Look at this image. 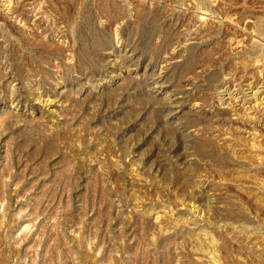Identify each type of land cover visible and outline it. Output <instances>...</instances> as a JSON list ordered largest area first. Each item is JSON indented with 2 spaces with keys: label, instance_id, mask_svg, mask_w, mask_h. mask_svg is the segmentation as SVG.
<instances>
[{
  "label": "rangeland",
  "instance_id": "1",
  "mask_svg": "<svg viewBox=\"0 0 264 264\" xmlns=\"http://www.w3.org/2000/svg\"><path fill=\"white\" fill-rule=\"evenodd\" d=\"M0 264H264V0H0Z\"/></svg>",
  "mask_w": 264,
  "mask_h": 264
},
{
  "label": "bare ground",
  "instance_id": "2",
  "mask_svg": "<svg viewBox=\"0 0 264 264\" xmlns=\"http://www.w3.org/2000/svg\"><path fill=\"white\" fill-rule=\"evenodd\" d=\"M225 95L226 96H228V93H225ZM255 99H256V92H253V91H251L250 90V97H249V102L250 103H252V102H254L255 101ZM247 100V99H246ZM260 104H262L261 102H260ZM251 106V105H250Z\"/></svg>",
  "mask_w": 264,
  "mask_h": 264
}]
</instances>
